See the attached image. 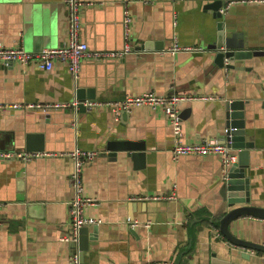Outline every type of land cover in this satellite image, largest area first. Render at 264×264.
Instances as JSON below:
<instances>
[{
	"label": "crops",
	"instance_id": "crops-1",
	"mask_svg": "<svg viewBox=\"0 0 264 264\" xmlns=\"http://www.w3.org/2000/svg\"><path fill=\"white\" fill-rule=\"evenodd\" d=\"M82 1L80 36L88 48L121 50L122 0ZM211 1L131 0L130 52L118 59H84L76 80L59 60L50 70L0 64V104L113 102L144 92L212 95L215 99L178 105L180 138L227 143L224 103L242 100L245 140L253 143L245 167L250 203L264 206V4H232L223 13L227 36L235 33L246 48L262 51L247 59H225L238 67L227 68L217 66L214 52L206 48L219 20L203 7ZM66 24L63 0H0V46L27 51L60 46ZM174 41L201 49L166 52ZM145 43L150 47L138 48ZM79 89L83 97H77ZM109 141L136 143L141 156L132 157L133 150L113 156ZM174 141L167 116L146 105L121 110L117 117L107 105L1 108V153L54 154L0 158V264H69L75 250L82 264H173L189 242L179 264H208L212 253L236 264H264L263 252L231 244L209 220L226 205L220 157L173 158ZM75 148L96 151L82 167V181L83 195L91 200L84 215L99 220L85 226L78 244L59 239L68 229L73 196V160L60 153ZM171 193L173 198L167 197ZM142 195L159 199H139ZM229 229L264 245V218L241 216Z\"/></svg>",
	"mask_w": 264,
	"mask_h": 264
},
{
	"label": "built area",
	"instance_id": "built-area-1",
	"mask_svg": "<svg viewBox=\"0 0 264 264\" xmlns=\"http://www.w3.org/2000/svg\"><path fill=\"white\" fill-rule=\"evenodd\" d=\"M131 0H122L123 17V39L124 44L121 50L117 51H92L88 48L85 41L81 39L80 30L82 26L81 12L84 6L82 0H63L67 9V24H66V38L62 45L56 47H45L37 51H27L23 47L0 46V64L8 65L12 62H18L22 65L35 64L38 68L44 70H50L54 61L59 60L66 64L68 71L72 74L74 80L78 77L80 66L84 59H90L98 62L105 59H118L125 53L132 50L131 43V14L128 8V3ZM264 4V0H225L224 4L220 8L221 13L227 12V9L232 4ZM201 48L197 45H180L177 42H173L169 47L164 49L166 52L174 53L177 50L199 51ZM225 63H228L227 61ZM215 99L212 95H198L185 92H178L172 94H156L154 92H144L137 95H127L121 100L113 102L102 101H83L72 100L71 102H27V103H5L0 104L1 108H34L45 107L48 109H59L66 106L76 107L80 103L85 107L91 108L93 106L107 105L108 108L117 117L121 110H128L131 106L146 105L152 109L160 108L167 116L169 123L172 127V132L175 138L171 152L173 158H177L181 155H218L220 157L222 169L224 173L230 166V164L236 160V154L231 151V148L227 143H222L214 139L205 138L198 142H182L181 141V121L178 115V105L184 101L191 100H203L207 101ZM54 154L52 152H0V158L17 157L21 160H29L39 156H46ZM61 155H68L73 160V170L69 174V182L73 190V196L69 200V225L67 231L62 234L59 239L63 242H70L78 244L80 229L87 224L96 223L99 220H95L92 217L84 215V208L90 203V199L83 195V181H82V167L84 164L90 162L95 156L96 151H86L79 148H75L70 152L60 153ZM173 198V193L167 196ZM139 199H159V196L142 195ZM132 226L137 225V222L133 221ZM69 264H82L78 255V251L75 250L69 255Z\"/></svg>",
	"mask_w": 264,
	"mask_h": 264
},
{
	"label": "water",
	"instance_id": "water-1",
	"mask_svg": "<svg viewBox=\"0 0 264 264\" xmlns=\"http://www.w3.org/2000/svg\"><path fill=\"white\" fill-rule=\"evenodd\" d=\"M225 0H212L204 4V9L209 8L213 11V16L218 18L219 20L216 23L215 27V35L214 40L210 43H207L206 48L214 52V63L219 67H227V68H238L231 64L230 62L225 63V59L229 61L233 60H241L251 58L252 56H256L262 54L261 50H252L246 48L243 42L237 41L236 34L231 33L228 36L224 30L222 13L219 10L224 4ZM150 43H145L143 46H138V48L147 49ZM205 48V49H206ZM82 89H79L77 97L82 96ZM88 93L92 95L91 90H88ZM92 97V96H91ZM264 105V101H263ZM244 102L242 100H230L225 101V131L228 141V146L232 150H236L237 157L234 160L228 169L226 170V177L223 179V185L221 191L224 193V208H222L221 213H217V219L213 218L209 219L214 224H216L218 231L235 246H239L241 248L256 250L264 253V245L257 242H252L246 239L239 238L234 235L230 229L229 225L235 219L241 216H255L259 218H264V206H257L250 203V184L249 178L245 174V167L247 166V155L250 148L253 147V143L251 141L245 140V120H244V110H243ZM79 107L82 108V104H79ZM137 144L126 142V141H109L107 144V149L111 151V155L115 156L116 151L124 150L129 151L133 150L134 152L130 155L134 158L141 156L140 152H137L136 149ZM28 147V146H27ZM29 149V148H27ZM39 150H42V146H39ZM86 227L83 226L80 229L79 233V241L80 235L82 231ZM191 246V242L188 245L180 250L178 253L175 262L173 264H179L182 255L186 250H189ZM241 256L246 259L249 258V253L247 252H239ZM208 264H236L232 260H224L216 256L215 254H211L209 256Z\"/></svg>",
	"mask_w": 264,
	"mask_h": 264
},
{
	"label": "trees",
	"instance_id": "trees-1",
	"mask_svg": "<svg viewBox=\"0 0 264 264\" xmlns=\"http://www.w3.org/2000/svg\"><path fill=\"white\" fill-rule=\"evenodd\" d=\"M214 226H216V225H214Z\"/></svg>",
	"mask_w": 264,
	"mask_h": 264
}]
</instances>
